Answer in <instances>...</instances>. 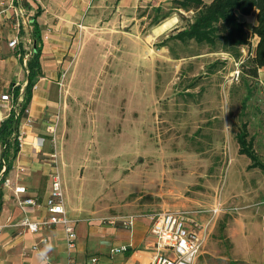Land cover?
Segmentation results:
<instances>
[{"label": "rangeland", "instance_id": "1", "mask_svg": "<svg viewBox=\"0 0 264 264\" xmlns=\"http://www.w3.org/2000/svg\"><path fill=\"white\" fill-rule=\"evenodd\" d=\"M0 2V8L8 10L24 5L23 0ZM135 9L132 24H108L109 10L99 16L103 21L97 15L79 26L76 43L64 60L49 69L43 62L45 71L55 73L42 120L46 128L52 126L58 170L63 179L62 151L86 178L79 190L83 204L92 202V214L77 220V242L88 254L98 255V264L112 260L109 249L119 244L118 237H130L129 228L110 234L108 227H121L118 218L133 216L131 230L136 235L147 228L148 214L168 210L182 214L188 227L202 234L195 264H262L259 256H240L247 243L239 239L249 223L254 236L263 229L252 228V223L263 224L264 168H248L250 160L237 153L235 138L246 123L248 138L264 164V77L260 70L257 77L246 71L252 65L255 37L249 45L235 48L220 41L211 45L167 38L192 21L196 10L180 8L175 0L159 6L144 2ZM165 14L158 24L173 17L177 21L152 35L158 25L153 21ZM21 17L18 13L5 18L16 33L26 27ZM239 19L247 30L255 23L254 14ZM23 45L30 50L25 35ZM16 49L11 53L15 50L17 59ZM29 56H23L22 66L17 60L15 72L6 78L22 88ZM46 136L43 149L50 146L53 151L51 136ZM44 155L49 159V152ZM25 174L19 175L23 182ZM4 207L7 223L16 224L19 206L7 199ZM34 207L27 205L21 213L32 217ZM85 222L98 227V235L88 233L86 238L84 233L78 239ZM102 228L108 229L106 234H101ZM40 235L49 236L51 250L58 251L60 229L25 234L24 248L30 251ZM65 257L61 252L60 258Z\"/></svg>", "mask_w": 264, "mask_h": 264}, {"label": "crops", "instance_id": "2", "mask_svg": "<svg viewBox=\"0 0 264 264\" xmlns=\"http://www.w3.org/2000/svg\"><path fill=\"white\" fill-rule=\"evenodd\" d=\"M23 6L17 5L14 6L10 10L8 9H1L0 8V96L1 91L5 90L6 92L10 91L14 84L12 83V79H6L10 77L15 72V62L18 60L20 65L22 66L23 57H21V50L24 51V55L27 53H32L34 41L31 37V29L32 26L30 25V21L34 18V14L36 11L39 13L35 17V21L38 24L40 35H41V56H40V63H41V71L42 74L38 78H36V87L32 90L31 99L27 105L28 109V118L30 119V123L26 122V116H23L22 120L19 121L17 130L22 131L24 135V141L26 145L23 146V149L16 153V156L12 158L11 163L15 165H23L25 167V176L24 181H19L26 186L28 189L26 195L32 196L37 206L34 207L35 214L32 215V218L39 219L43 215H45V210L43 208L44 199L46 198L49 188H50V172L52 169L51 163L49 159H46V155L44 152L50 153L51 147H48V150H42L39 153L34 151L30 145L33 137L41 136L46 138L48 135L49 137L52 135L50 130L52 126H47L46 122L42 120V117L46 114V107L50 104V91L52 90V83L51 79L55 78V73L53 71H45V67H43V62L46 64V68L49 69L50 67H54V63L61 62L64 60V57L68 55L70 48L75 45L77 36H78V28L79 26H83L84 23H89L98 15H102L103 13L109 10V15H112L108 19V24L116 21H122L123 23L132 24L136 20L134 15L135 7L142 4V3H149L151 2L155 6H159L164 3L166 0H23ZM1 5V2H0ZM17 11V14L20 13L22 15V23H25L26 27L22 25L21 28L17 30V33L11 29L5 21V18H9V16L14 14V11ZM10 14L8 15V12ZM23 13L26 14V17H23ZM15 14V15H17ZM4 18V21L2 20ZM142 18V17H140ZM174 20L165 19L162 22L170 21V25L167 27H171L177 19L173 17ZM100 21L103 19H99ZM162 22L152 28V35L157 36L162 33L163 30H167V28L162 29L159 31V28ZM253 24V23H252ZM164 32V31H163ZM20 38H18V36ZM23 35L26 36V40L28 43V47L30 50L26 51L23 45ZM253 37V36H252ZM255 41L257 42L258 38L256 36ZM17 39V43L15 46H10L8 43L13 39ZM255 42V44H256ZM16 49L17 59L11 53V49ZM252 55V54H251ZM25 69V67H24ZM264 77V67L259 69ZM26 82V69L25 75L23 77V87ZM17 85H20L19 83ZM21 86V85H20ZM11 110L7 107V103L0 99V122L6 118ZM49 132V133H48ZM50 140V139H49ZM11 144L12 141L9 142L7 151L9 152V156L11 158ZM3 146L1 144L2 151ZM60 153L62 172H63V184H64V201H65V209L66 213L69 218L78 219V218H87L88 214H92L93 211L90 210L92 202L89 204L90 206H85L83 203L82 193L79 191L82 189V185L86 181V178L80 177L79 172L76 170V166H72L73 163L70 161H66L64 159L62 151ZM238 153V149H237ZM240 154V153H238ZM1 155V153H0ZM243 155V154H240ZM247 157L246 155H244ZM44 157V158H43ZM1 158V156H0ZM248 158V157H247ZM249 159V158H248ZM250 160V159H249ZM249 165V164H248ZM67 166H69V172L66 170ZM249 168V167H248ZM256 168V167H253ZM14 171L11 170L8 175L10 178H14ZM69 174V175H68ZM6 176V175H5ZM20 178V176H19ZM88 180V179H87ZM29 188L35 190L34 193H30ZM0 192H1V208H0V223L4 224L7 223V210L4 207L5 201L7 199H12L13 202L16 204L15 198L12 194V191L8 187H4L0 183ZM12 197V198H11ZM3 205V206H2ZM98 207V206H97ZM264 208V205H263ZM98 212V208L95 209ZM94 210V212H95ZM264 210V209H263ZM165 211V210H164ZM17 214L14 215L17 218V223L22 218L21 210H16ZM96 214V213H95ZM93 216V215H92ZM262 223L259 225L257 222L252 223V228L260 229V226L263 225V229L261 230L260 236H254L253 229L250 230V223L249 229L243 231V237L239 239V241H243L247 243L246 249L239 251V254L242 258L245 259H253L255 256H259L262 264H264V211L263 216H261ZM109 222V221H108ZM78 223V222H77ZM75 224V229L76 225ZM86 223V222H85ZM148 219H147V228H144L140 231L139 234H132V230H130V237L119 236L118 240L120 241L119 244H127L132 243L133 247L129 251L124 253H117L112 254V260H104L100 264H125L127 261L140 259L141 262H145V259L148 255H150L149 251L145 250V247L151 242L152 236L148 231ZM127 229L121 225L120 228L108 227L111 231L110 234H115L120 229ZM50 229H60L62 234V240L59 241L56 239V244L58 246V251L54 252L50 250L48 252V262L49 259L52 264H63L68 257H71L75 260H84L89 255H96V254H88L86 249L80 247V242L78 241L75 248L68 249L65 244L63 230L61 225H57ZM107 228H102L101 234H106ZM19 228L11 225L6 226L3 229V232L0 236V264H13V263H22V264H40V261L35 255L32 257V251L37 253L38 251L42 250L45 245L51 244L49 236H38L36 241L33 242L30 251L24 248L22 244L23 236L28 231H24L22 235L18 234ZM41 229L39 231H42ZM38 231V232H39ZM84 231V232H83ZM37 232V233H38ZM114 232V233H113ZM36 233V232H35ZM34 233V234H35ZM85 234L86 238H88L89 234H97L98 235V227H88L87 223L84 226L82 231H78V239H81ZM11 234L14 236L12 237ZM41 237H46L48 239L47 243H39L37 249H33V246L39 242ZM113 245V246H115ZM112 247V246H111ZM138 250L137 256L132 254L133 250ZM26 250L27 253L24 255L23 251ZM240 250V249H239ZM65 254V258H60V253Z\"/></svg>", "mask_w": 264, "mask_h": 264}, {"label": "built area", "instance_id": "3", "mask_svg": "<svg viewBox=\"0 0 264 264\" xmlns=\"http://www.w3.org/2000/svg\"><path fill=\"white\" fill-rule=\"evenodd\" d=\"M14 14H17L16 10L14 11ZM16 43L17 39L13 38L8 44L10 46H15ZM15 86L16 85H14L10 91L1 94L0 99L7 103L9 110L14 113L15 117H18L20 114L19 102L23 99V88L20 86L18 95L14 97ZM35 87L36 85L33 86V89ZM25 112L28 113L27 108L25 109ZM26 122L30 123L28 115L26 116ZM52 132L53 131H50V133ZM15 140L19 152L23 149V146L26 145L22 131H14L11 134L9 142L12 141L13 143ZM44 142V137L35 136L33 137L30 145L34 151L39 152L43 149ZM50 142L54 149L48 155L52 169L50 172L49 192L44 199L43 204L46 214L39 219H34L26 214H22V218L16 224L0 223V236L4 227H9L11 225L19 228L18 234L20 235H22L24 231L35 233L41 229H50L57 225H61L65 244L68 249H73L77 244L75 224L78 219L69 218L66 213L64 184L58 170V153L56 151V141L53 135H51ZM2 146L3 149H6L7 151L8 143L3 144ZM8 153L9 152L7 151V156L4 155L0 158V183L12 191L17 206H19L20 210L23 212L25 206H37V204L32 196L26 195L27 188L19 181V175L25 171V167L23 165L14 166L11 163L12 158H10ZM10 163L11 167L8 169ZM11 170L15 172L13 180L8 175ZM146 217L149 221L148 231L152 236V240L145 247V250L149 251L150 255L144 258L145 262H141L140 259H134L127 261L125 264H195L196 258L203 246V237L200 232L188 227L182 214L165 210L150 213ZM108 221L110 223H114V220L109 219ZM118 221L123 227L131 230L134 225L135 218L130 215L120 217L118 218ZM47 242L48 239L46 237H41L39 242L33 246V249H37L39 243ZM132 247V243L115 245L109 249V254L124 253L132 249ZM137 252L138 250L134 249L132 254L137 256ZM98 262V255H89L84 260H75L68 257L63 264H98Z\"/></svg>", "mask_w": 264, "mask_h": 264}, {"label": "trees", "instance_id": "4", "mask_svg": "<svg viewBox=\"0 0 264 264\" xmlns=\"http://www.w3.org/2000/svg\"><path fill=\"white\" fill-rule=\"evenodd\" d=\"M175 2L180 8L195 9L196 12L192 21L188 22L185 27L176 29L167 38H174L180 41L192 39L197 43H208L211 45L220 41L230 48H235L249 45L251 37L256 36L258 40L250 56L252 65L246 71L250 76L257 77L259 69L264 67V0H208L206 2L204 0H175ZM157 8L159 9V7ZM38 13L39 11H36L34 18L30 21L34 46L31 55L25 60L26 82L23 87V101L20 104L21 113L18 117H15L11 111L0 122V142L2 145L9 144V137L17 130L20 117L26 116L25 109L31 99L36 78L42 74L40 63L41 35L38 24L35 21ZM251 14L255 15V23L247 30L244 21L239 19V15L248 16ZM164 17H166V14L156 18L152 25L158 24ZM20 52L21 57H23L24 51L21 50ZM249 52H251V47ZM19 89L20 85L14 87V97L18 95ZM235 138L238 144V153L246 155L250 159L248 167L263 169L264 164L258 159L253 149L252 139L248 138L246 123L242 124ZM11 146V158H14L18 152L16 140ZM6 154V149H2L1 156ZM10 167L11 163L8 169Z\"/></svg>", "mask_w": 264, "mask_h": 264}, {"label": "clouds", "instance_id": "5", "mask_svg": "<svg viewBox=\"0 0 264 264\" xmlns=\"http://www.w3.org/2000/svg\"><path fill=\"white\" fill-rule=\"evenodd\" d=\"M52 245L47 244L45 247L36 253L40 264H48V252L51 250Z\"/></svg>", "mask_w": 264, "mask_h": 264}, {"label": "bare ground", "instance_id": "6", "mask_svg": "<svg viewBox=\"0 0 264 264\" xmlns=\"http://www.w3.org/2000/svg\"><path fill=\"white\" fill-rule=\"evenodd\" d=\"M170 25V21H165L161 24L160 28H159V31H161L162 29H165L167 28L168 26Z\"/></svg>", "mask_w": 264, "mask_h": 264}]
</instances>
